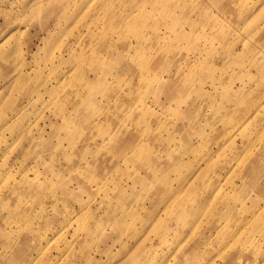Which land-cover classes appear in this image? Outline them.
Here are the masks:
<instances>
[{"label": "rangeland", "instance_id": "rangeland-1", "mask_svg": "<svg viewBox=\"0 0 264 264\" xmlns=\"http://www.w3.org/2000/svg\"><path fill=\"white\" fill-rule=\"evenodd\" d=\"M0 264H264V0H0Z\"/></svg>", "mask_w": 264, "mask_h": 264}]
</instances>
